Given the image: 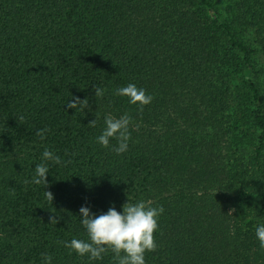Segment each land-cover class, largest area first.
Instances as JSON below:
<instances>
[{
	"label": "trees",
	"instance_id": "16d2710c",
	"mask_svg": "<svg viewBox=\"0 0 264 264\" xmlns=\"http://www.w3.org/2000/svg\"><path fill=\"white\" fill-rule=\"evenodd\" d=\"M108 114L131 117L121 155ZM127 199L164 208L146 264H264V0H0V264H117L64 242Z\"/></svg>",
	"mask_w": 264,
	"mask_h": 264
},
{
	"label": "clouds",
	"instance_id": "9594fccd",
	"mask_svg": "<svg viewBox=\"0 0 264 264\" xmlns=\"http://www.w3.org/2000/svg\"><path fill=\"white\" fill-rule=\"evenodd\" d=\"M95 96L102 97L104 89L94 90ZM116 95L126 97L128 103L138 106L139 110L150 105L154 99L151 94L146 93L143 88L129 83L125 87L116 90ZM67 109H84L88 107V101L72 98L66 102ZM95 119L90 123L95 127ZM104 128L101 134L96 137V142L108 148L110 142L115 139L116 146L111 150L117 155L128 151L131 141V117L127 114L119 118L108 114L104 117ZM46 131V130H44ZM37 135L43 139L42 132ZM42 163L35 167V176L32 182L46 187L49 166L46 162L53 164H62L61 157L53 151L45 149L42 152ZM48 201L52 202L54 196L52 192H44ZM162 206H152L150 201L137 200L127 202L117 211L114 206L108 208L105 213L95 214L87 204L79 209L80 224L86 230L88 239L73 238L64 242V246L75 252L77 255L87 256L90 261H99L103 259V254L111 250L114 253V259L117 264H146L145 253L155 251L157 245L154 239V233L158 230L159 217L163 214ZM50 222L57 223L56 219H50ZM256 239L264 247V224H259L255 230ZM43 264H52V256L45 253L42 255Z\"/></svg>",
	"mask_w": 264,
	"mask_h": 264
},
{
	"label": "rangeland",
	"instance_id": "374dc122",
	"mask_svg": "<svg viewBox=\"0 0 264 264\" xmlns=\"http://www.w3.org/2000/svg\"><path fill=\"white\" fill-rule=\"evenodd\" d=\"M236 83H239V81H236Z\"/></svg>",
	"mask_w": 264,
	"mask_h": 264
}]
</instances>
